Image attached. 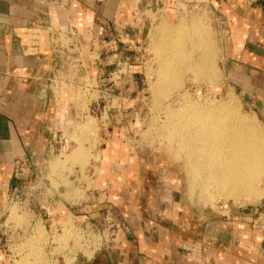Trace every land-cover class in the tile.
<instances>
[{"label": "rangeland", "instance_id": "obj_1", "mask_svg": "<svg viewBox=\"0 0 264 264\" xmlns=\"http://www.w3.org/2000/svg\"><path fill=\"white\" fill-rule=\"evenodd\" d=\"M223 4L137 0L134 20L140 33L130 26L106 34L104 26L92 24L87 33L77 28L74 35L62 36L66 43L62 53L65 56L68 50L73 63L69 85L62 87L61 74L51 75L59 109L47 114L49 143L40 164L34 162L41 171L29 161L1 208L0 264L87 263L104 247L115 250L129 228L130 215L120 210L125 200L115 202L110 196L131 201L140 191L151 220L146 229L178 234L182 240L199 239L189 249L179 244L178 255L197 250L202 264H227L236 260L233 257L264 264V195L251 192L242 200L234 199L212 186L203 188L200 178L192 191L185 152L176 138L169 140L166 134L169 110L201 104L212 108L223 102L264 134V99L244 94L241 79L233 72L232 22L222 12L233 3ZM255 6L264 7V0H256ZM194 21L213 33L216 58L207 52L201 58L203 51L195 46L201 36L191 32ZM166 27L175 36L180 31L187 60L210 62L205 80L190 69L161 80L157 50L171 40V35H164ZM174 80L181 90L165 92ZM184 93L189 97L187 105L180 96ZM145 175L149 178L141 188L138 184ZM257 180L256 188L264 190V173ZM116 212L124 221H118Z\"/></svg>", "mask_w": 264, "mask_h": 264}, {"label": "crops", "instance_id": "obj_2", "mask_svg": "<svg viewBox=\"0 0 264 264\" xmlns=\"http://www.w3.org/2000/svg\"><path fill=\"white\" fill-rule=\"evenodd\" d=\"M135 1L0 0V211L20 183L15 176L17 162L39 161V165L49 143L45 136L50 130L46 126L47 114L59 109L51 91V75L62 76L59 82L66 88L69 67L73 65L68 50H64L65 56L62 53V45L66 44L62 36L74 35L77 28L87 33L92 24L104 26L106 34L123 32L130 26L131 31L140 33L141 26L134 20L138 6L133 5ZM255 1L217 3L220 7H224L222 3H233L222 11L232 22L229 59L233 72L241 79L244 94L264 99V7H253ZM34 170L39 167L36 165ZM148 178L145 175L138 185L146 187ZM139 194L132 199L137 204L129 200V205H125L126 198L110 196L115 202L125 200L124 206L119 205L124 215H130L129 228L117 240L120 243L115 250L104 247L87 263L77 264H202L197 250L188 251L186 256L175 250L181 243L188 249L196 247L194 243L199 239L182 240L178 234L162 233V223L158 229L161 233L146 229L151 220L145 212L146 197H141L142 191ZM117 215L118 221H124L122 214ZM233 258L236 260L227 264H251Z\"/></svg>", "mask_w": 264, "mask_h": 264}, {"label": "bare ground", "instance_id": "obj_3", "mask_svg": "<svg viewBox=\"0 0 264 264\" xmlns=\"http://www.w3.org/2000/svg\"><path fill=\"white\" fill-rule=\"evenodd\" d=\"M197 22L194 21L196 25L191 32L195 35L200 34L201 39L199 40L201 41L196 39L197 45L195 46H198L197 49L200 48L199 51L202 49L203 57L201 58H205L204 56L207 54L214 57L212 56L215 48L212 41L213 33L209 29L203 28V24ZM167 28L163 32L165 36L171 35V40L165 45H160L157 50L161 55L159 69L161 80L170 79L172 76L178 77L179 73L183 74V71L187 69L193 71L196 78L205 80L207 78L206 64H210V62H207V58L203 61L187 60L183 55L185 54L183 49H181L183 41L179 37L180 31L175 36L171 34L172 30ZM191 47L193 49L194 45ZM182 55L187 61L182 58ZM171 84H168L169 87H166L165 92L181 90L176 80ZM180 96H183V102L187 105L189 100L187 93ZM177 109V111H168L169 121L166 134H168L169 140L176 138L178 146L185 152V169L190 178V189L195 190L197 179L200 178L203 188L212 186L217 189V193L225 191L234 199L242 200L243 197H247L245 196L247 193L251 192H255L254 195L263 196L264 190L256 188V180L264 173V134L256 124L248 120L249 118L239 110L228 108L225 102L212 108L201 104L194 108L183 107L181 109L180 106ZM206 188L205 190H207Z\"/></svg>", "mask_w": 264, "mask_h": 264}, {"label": "built area", "instance_id": "obj_4", "mask_svg": "<svg viewBox=\"0 0 264 264\" xmlns=\"http://www.w3.org/2000/svg\"><path fill=\"white\" fill-rule=\"evenodd\" d=\"M102 30H103V28H101V34H102ZM28 163H29L28 160H20V161L17 162V167H16V171H15V176H16V178H17L19 181L22 180V178H23V168H24L25 166H27ZM20 165H22V168H20Z\"/></svg>", "mask_w": 264, "mask_h": 264}]
</instances>
